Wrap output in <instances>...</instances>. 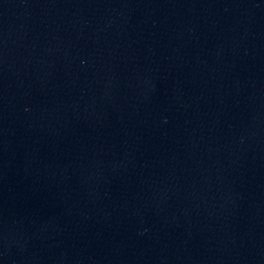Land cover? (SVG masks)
<instances>
[{"label":"water","instance_id":"1","mask_svg":"<svg viewBox=\"0 0 264 264\" xmlns=\"http://www.w3.org/2000/svg\"><path fill=\"white\" fill-rule=\"evenodd\" d=\"M0 264H264V0H0Z\"/></svg>","mask_w":264,"mask_h":264}]
</instances>
